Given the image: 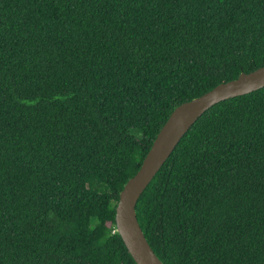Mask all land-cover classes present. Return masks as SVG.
<instances>
[{
	"label": "trees",
	"instance_id": "trees-1",
	"mask_svg": "<svg viewBox=\"0 0 264 264\" xmlns=\"http://www.w3.org/2000/svg\"><path fill=\"white\" fill-rule=\"evenodd\" d=\"M264 67V0H0V264H136L120 193L172 112ZM163 264H264V87L207 110L141 195Z\"/></svg>",
	"mask_w": 264,
	"mask_h": 264
},
{
	"label": "water",
	"instance_id": "water-1",
	"mask_svg": "<svg viewBox=\"0 0 264 264\" xmlns=\"http://www.w3.org/2000/svg\"><path fill=\"white\" fill-rule=\"evenodd\" d=\"M264 87V67L215 87L178 106L159 132L138 173L120 193L116 208V230L136 264H163L140 226L136 206L144 191L197 120L214 105Z\"/></svg>",
	"mask_w": 264,
	"mask_h": 264
}]
</instances>
